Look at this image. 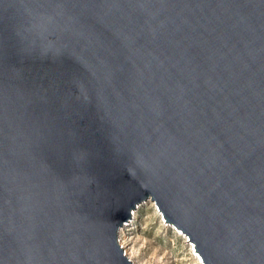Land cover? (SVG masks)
Segmentation results:
<instances>
[{
	"label": "water",
	"instance_id": "obj_1",
	"mask_svg": "<svg viewBox=\"0 0 264 264\" xmlns=\"http://www.w3.org/2000/svg\"><path fill=\"white\" fill-rule=\"evenodd\" d=\"M148 201L264 264V0H0V264H133Z\"/></svg>",
	"mask_w": 264,
	"mask_h": 264
},
{
	"label": "rangeland",
	"instance_id": "obj_2",
	"mask_svg": "<svg viewBox=\"0 0 264 264\" xmlns=\"http://www.w3.org/2000/svg\"><path fill=\"white\" fill-rule=\"evenodd\" d=\"M133 264H201L193 244L165 220L153 201L140 205L119 233Z\"/></svg>",
	"mask_w": 264,
	"mask_h": 264
},
{
	"label": "bare ground",
	"instance_id": "obj_3",
	"mask_svg": "<svg viewBox=\"0 0 264 264\" xmlns=\"http://www.w3.org/2000/svg\"><path fill=\"white\" fill-rule=\"evenodd\" d=\"M139 207V206H138ZM134 212V211H133ZM133 214V213H132ZM129 223V222H128ZM165 223H167V222H165ZM168 224V223H167ZM127 225V224H126ZM169 225V224H168ZM173 227V226H172ZM123 228V227H122ZM121 228V229H122ZM120 229V230H121ZM120 230H119V233H120ZM177 230V229H176ZM178 231V230H177ZM179 232V231H178ZM180 233V232H179ZM181 234V233H180ZM119 236V235H118ZM121 239H122V236H120V238H119V243H120V241H121ZM124 241H122V247L124 246ZM194 250V249H193ZM195 253H196V251H194ZM196 257H197V260H198V262H200L201 264H202V262H201V260H200V257H199V255L196 253Z\"/></svg>",
	"mask_w": 264,
	"mask_h": 264
}]
</instances>
